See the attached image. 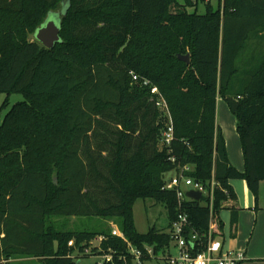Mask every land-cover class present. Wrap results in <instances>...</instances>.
<instances>
[{
    "label": "trees",
    "instance_id": "obj_1",
    "mask_svg": "<svg viewBox=\"0 0 264 264\" xmlns=\"http://www.w3.org/2000/svg\"><path fill=\"white\" fill-rule=\"evenodd\" d=\"M63 2L60 41L48 48L31 40ZM263 38L264 0H0L3 108L11 94L23 96L0 123V264H80L73 254L88 247L111 252L105 264H136L128 242L143 250L144 263L153 258L148 247L156 255L172 246L180 213L188 216L186 236L195 233L203 243L211 223L220 235L223 209L235 222L232 180H245L258 204L264 56L254 47ZM186 54L189 63L179 59ZM154 85L169 107L170 144L162 142L170 118L151 93ZM218 99L236 118L243 171L229 159ZM185 165L208 190L216 181L212 208L209 193L180 203L175 190L163 188L167 174ZM140 198L164 205L168 231H138ZM72 216L111 220L124 236L113 235V227L59 223Z\"/></svg>",
    "mask_w": 264,
    "mask_h": 264
},
{
    "label": "built area",
    "instance_id": "obj_2",
    "mask_svg": "<svg viewBox=\"0 0 264 264\" xmlns=\"http://www.w3.org/2000/svg\"><path fill=\"white\" fill-rule=\"evenodd\" d=\"M132 76L133 80H140V77L137 74L132 73ZM141 80L144 85H150L149 79L142 78ZM151 93L157 96V105L161 109L165 110L169 115V124L167 129L163 131L162 142L170 144L174 138V127L168 104L165 98L161 95L157 86L154 85L151 87ZM191 169L192 166L190 165H185L184 167L180 168L179 172L172 174L166 179L163 188L175 190L180 203L186 198L193 199L186 195L188 190L200 191L202 196L209 193L210 207L212 208L216 181L214 178L212 179L211 188L208 190L202 182L197 181L192 176H188L186 174V172L190 171ZM187 224V214L180 213L178 218L174 221L172 228L170 229L173 237V248L175 249V254L170 251L171 247L164 252V258L167 259V264H238L245 258L243 252L241 251L224 248L222 240L218 236L213 235L214 227L212 223L208 233V240L205 243H203L201 240L198 241V236L195 233L189 235V237L186 236L185 227ZM112 234L122 237L124 236L116 225L113 227ZM102 239V237H99L98 241L100 242ZM74 244L75 243L73 240L69 241V245ZM128 248L129 252L134 257L135 262L138 264H143V250L136 248L130 242H128ZM146 250L148 255L155 256L154 249L152 247H148ZM85 255L96 256V261L91 264H105L107 262L113 261V255L111 252H93L92 247L85 248L83 253H74L73 257L81 261V258Z\"/></svg>",
    "mask_w": 264,
    "mask_h": 264
},
{
    "label": "crops",
    "instance_id": "obj_3",
    "mask_svg": "<svg viewBox=\"0 0 264 264\" xmlns=\"http://www.w3.org/2000/svg\"><path fill=\"white\" fill-rule=\"evenodd\" d=\"M222 101L224 100L218 99L217 124L225 136L231 163L243 171L244 157L236 121L231 124L229 111L221 106ZM231 184L237 193L240 209L235 222L232 221L230 209H226L228 210L225 214L226 220L220 215L224 226L218 237L222 240L224 248L243 252L245 258L238 264H264V181L260 186L258 204L245 180L234 179ZM227 222L230 224L229 233L226 232Z\"/></svg>",
    "mask_w": 264,
    "mask_h": 264
},
{
    "label": "rangeland",
    "instance_id": "obj_4",
    "mask_svg": "<svg viewBox=\"0 0 264 264\" xmlns=\"http://www.w3.org/2000/svg\"><path fill=\"white\" fill-rule=\"evenodd\" d=\"M214 6H217L219 0H211ZM67 8V3L63 2L55 11H51L48 14V19L55 20L57 22V18L59 15L65 11ZM194 8H190L189 10H193ZM199 11H204V6L201 4L199 6ZM29 38L31 40H35L36 35H30ZM257 41H251V47ZM254 49H256V53L258 57L261 59L264 56V38L257 42ZM255 51L248 50L246 56L251 57L253 59V54ZM7 97L6 93L0 92V123L3 121L6 113L10 110L11 106L23 100V96L20 93H13L9 99V105L3 108L4 101ZM221 106L225 107L229 111V117L231 118V124L236 121L235 116L230 112L228 105L225 101L221 102ZM221 113L219 114V121H220ZM174 172H169L167 174V178L170 177ZM228 213V210L223 209L220 213L221 217L226 220L225 214ZM224 215V216H223ZM134 217L137 229L139 232H146L150 227L156 226L159 229L167 230L168 227V214L167 210L162 203H158L153 198H146V199H137L134 204ZM60 224H66V228L70 229H79V230H96V229H109L114 227L115 225L119 227V224H114L111 220L101 219L100 217H88V216H72L70 218L61 217L59 219ZM228 223V222H227ZM230 224H227L226 232L229 233ZM91 243L98 244V239L93 240ZM93 245V246H94ZM173 254H175V250L173 248V243L170 250ZM96 256L89 255L81 258L80 264H91L96 261ZM79 260V259H78ZM22 264H39L36 260L33 259L30 263H22ZM138 264V263H136ZM143 264H167V259L164 258V252L159 251L158 254L153 256L152 259L145 261Z\"/></svg>",
    "mask_w": 264,
    "mask_h": 264
},
{
    "label": "water",
    "instance_id": "obj_5",
    "mask_svg": "<svg viewBox=\"0 0 264 264\" xmlns=\"http://www.w3.org/2000/svg\"><path fill=\"white\" fill-rule=\"evenodd\" d=\"M60 17V15H59ZM57 18V22L52 19H48L36 30L35 34L38 41L48 48H53L54 45L60 41V19ZM179 59L190 62V54L179 55ZM186 195L195 200H200L202 193L197 190H188Z\"/></svg>",
    "mask_w": 264,
    "mask_h": 264
}]
</instances>
